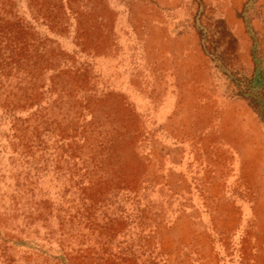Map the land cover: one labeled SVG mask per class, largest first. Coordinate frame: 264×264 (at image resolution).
Returning <instances> with one entry per match:
<instances>
[{"label":"rangeland","instance_id":"rangeland-1","mask_svg":"<svg viewBox=\"0 0 264 264\" xmlns=\"http://www.w3.org/2000/svg\"><path fill=\"white\" fill-rule=\"evenodd\" d=\"M0 264H264V0H0Z\"/></svg>","mask_w":264,"mask_h":264}]
</instances>
